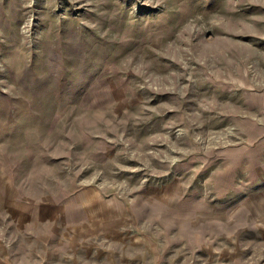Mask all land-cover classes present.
I'll return each mask as SVG.
<instances>
[{
    "label": "rangeland",
    "instance_id": "rangeland-1",
    "mask_svg": "<svg viewBox=\"0 0 264 264\" xmlns=\"http://www.w3.org/2000/svg\"><path fill=\"white\" fill-rule=\"evenodd\" d=\"M0 264H264V0H0Z\"/></svg>",
    "mask_w": 264,
    "mask_h": 264
}]
</instances>
